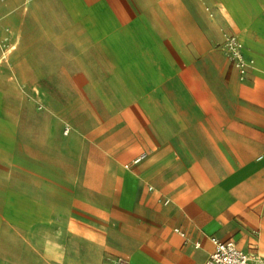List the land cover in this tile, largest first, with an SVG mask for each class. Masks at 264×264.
<instances>
[{
	"label": "crops",
	"instance_id": "obj_1",
	"mask_svg": "<svg viewBox=\"0 0 264 264\" xmlns=\"http://www.w3.org/2000/svg\"><path fill=\"white\" fill-rule=\"evenodd\" d=\"M24 216L64 221L62 264H205L211 236L264 262V0H0L15 264Z\"/></svg>",
	"mask_w": 264,
	"mask_h": 264
},
{
	"label": "rangeland",
	"instance_id": "obj_2",
	"mask_svg": "<svg viewBox=\"0 0 264 264\" xmlns=\"http://www.w3.org/2000/svg\"><path fill=\"white\" fill-rule=\"evenodd\" d=\"M73 129H77L76 122H73ZM75 124V125H74ZM9 221L13 222V217H8ZM40 220L37 225L30 226V216H24L23 231L21 234V257L22 264H37L38 258L48 259L52 264H62L63 255L66 251L65 244L72 238L67 231V227L61 218H49L42 216L38 217ZM108 222L114 220V225H121L122 232H129V216L123 214L118 218L106 217ZM55 220V221H54ZM122 243V242H117ZM1 247V246H0ZM18 252L17 235L14 238L13 233H7L5 236V250L0 248V264H15L14 255ZM108 256V254L93 250L86 252V255ZM118 257V256H116ZM39 263V262H38ZM47 264H49L47 262ZM65 264H78L70 259L65 260Z\"/></svg>",
	"mask_w": 264,
	"mask_h": 264
},
{
	"label": "built area",
	"instance_id": "obj_3",
	"mask_svg": "<svg viewBox=\"0 0 264 264\" xmlns=\"http://www.w3.org/2000/svg\"><path fill=\"white\" fill-rule=\"evenodd\" d=\"M226 47L231 58L235 61L236 66L244 74L247 69L248 61L243 54V45L235 35H229L226 38ZM68 129L66 130V132ZM146 154H142L136 158L138 163L144 159ZM176 232L185 236V233L176 229ZM214 249L209 255L205 264H264V262L256 255L241 250L233 240H222L215 236H211ZM199 246V244H197ZM120 264H128L125 258H119Z\"/></svg>",
	"mask_w": 264,
	"mask_h": 264
}]
</instances>
